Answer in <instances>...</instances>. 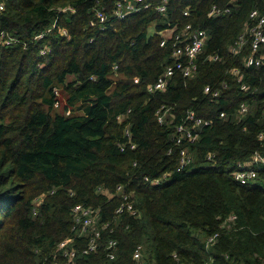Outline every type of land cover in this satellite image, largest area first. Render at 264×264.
<instances>
[{
  "label": "trees",
  "instance_id": "obj_1",
  "mask_svg": "<svg viewBox=\"0 0 264 264\" xmlns=\"http://www.w3.org/2000/svg\"><path fill=\"white\" fill-rule=\"evenodd\" d=\"M161 2L145 0L150 7L119 20L115 0H0V264H67L56 251L74 235L78 204L111 225L97 251L80 252L75 264H134L140 245L154 264H264V165L246 185L233 177L238 162L264 156V66H246L249 38L231 51L254 24L250 13L264 16V0H168L163 13ZM214 5L231 12L209 17ZM98 10L109 17L103 27ZM189 23L208 35L197 73H178L165 91L150 93L172 64V42L161 46V32ZM161 109L168 110L162 125ZM190 111L210 124L198 141L178 144L176 128ZM183 149L193 161L179 170ZM119 185L133 195L137 217H116L120 197L97 192L115 194Z\"/></svg>",
  "mask_w": 264,
  "mask_h": 264
},
{
  "label": "built area",
  "instance_id": "obj_2",
  "mask_svg": "<svg viewBox=\"0 0 264 264\" xmlns=\"http://www.w3.org/2000/svg\"><path fill=\"white\" fill-rule=\"evenodd\" d=\"M144 1L145 0H115L113 16L119 20H122L131 13L140 11L143 7H150V4L145 3L146 5H144ZM167 2L168 0H162L160 5H158L156 8L157 11L161 13L165 12L167 9ZM0 9H4L3 5L0 6ZM230 12V8H221L214 5L209 11L208 16L220 17ZM184 15L190 16L189 9H185ZM108 19V15L103 10H98L95 14V20L99 24V27H103ZM250 19L254 22V24L247 25L246 30L238 37V39L232 46L231 51L234 54H238L245 46L247 39L249 38L251 42L252 53L246 60V66H264V16H262L258 10H253L250 13ZM94 25L95 23H91V26ZM172 30V35L169 37L163 36V40L161 42V46H165L168 41L171 40L172 64L168 65L165 68L164 73L157 79L155 83L149 85L148 91L152 94L165 91L169 81L173 78L174 75L182 73L183 77L192 78L198 71V58L204 51L205 44L208 38L207 32L200 28L195 29L191 23L186 24L182 29L175 27L172 28ZM60 33L63 35H67V31L64 29H61ZM1 35L5 36L4 33H2ZM43 37L44 34L38 35L39 39ZM11 42L12 39L6 40V43L10 44ZM49 51L50 48L46 45L41 50V54L46 55ZM209 59L212 61H216L218 60V57L210 56ZM114 68L116 69L117 67L115 66ZM234 73L236 75H239L238 70H234ZM241 89L246 91L248 87L246 85H242ZM210 91V86L205 87V92L209 93ZM55 92L56 95H58V91L56 90ZM214 95L218 96L219 91H217ZM248 111V106L246 104H242L238 113L241 116H245ZM157 114L159 123L161 125L165 124L168 110L163 112L161 109ZM220 116L222 118L225 117V113H221ZM118 120L122 121L123 116H119ZM209 124L210 123L208 121L198 118L195 112L190 111L187 116V122L185 124L179 125L176 128V133L173 139L178 144H181L184 139L192 143L196 142L200 137V129L203 126H207ZM124 133L130 141L131 131L128 127L124 129ZM259 139L264 140V132H261L259 134ZM135 147V144H131L132 149H134ZM124 148L125 147H122V149ZM208 159L213 160L214 155L209 154ZM192 161V156L186 149H183L181 151L178 169H185ZM263 165L264 156L261 153L256 152L248 161L237 163V169L233 173V177L238 183L246 185L250 181L258 178L260 169ZM166 177L167 174H165L162 178L152 180L151 183L153 185H157ZM145 180L150 181L148 177H146ZM97 192L100 194H104L109 198L115 195H118L120 197V205L115 210L116 217L121 216L125 213H128L135 217L138 216L139 211L135 207L134 200L132 199L133 195L126 191L124 185H119L114 191L115 194L110 193L103 187H98ZM44 197L45 195H42L35 201L34 214L36 213V207L39 206L40 203H42ZM72 216L74 223L72 232L74 235L60 242L56 251L61 252L62 255L67 258V264H75V259L80 252L84 255H89L93 252H96L100 246L102 231L108 229L111 225L110 223H106L100 226L98 224V209H94L83 204H78L73 207ZM233 220H235V217H230L229 221ZM218 237V233L209 237L207 240V246L211 245ZM82 238H84L86 244L81 250L75 246V243L82 240ZM116 246L117 242L115 240H111L107 245V249L109 250L108 258L110 261L115 260ZM132 258L134 264H154L145 257L144 250L141 245L134 250Z\"/></svg>",
  "mask_w": 264,
  "mask_h": 264
},
{
  "label": "rangeland",
  "instance_id": "obj_3",
  "mask_svg": "<svg viewBox=\"0 0 264 264\" xmlns=\"http://www.w3.org/2000/svg\"><path fill=\"white\" fill-rule=\"evenodd\" d=\"M154 27H155V24H154L153 26H151L150 31H153ZM172 33H173V30H172V29H168V30L162 32V36H164V37H169V36L172 35ZM58 92H59V91H58ZM148 260H149V259H148ZM151 262H153V261H151ZM153 263H154V262H153Z\"/></svg>",
  "mask_w": 264,
  "mask_h": 264
}]
</instances>
